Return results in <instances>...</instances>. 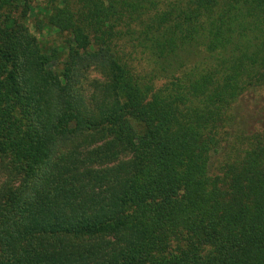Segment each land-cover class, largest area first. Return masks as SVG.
<instances>
[{
  "label": "trees",
  "instance_id": "trees-1",
  "mask_svg": "<svg viewBox=\"0 0 264 264\" xmlns=\"http://www.w3.org/2000/svg\"><path fill=\"white\" fill-rule=\"evenodd\" d=\"M0 264H264V0H0Z\"/></svg>",
  "mask_w": 264,
  "mask_h": 264
},
{
  "label": "rangeland",
  "instance_id": "rangeland-1",
  "mask_svg": "<svg viewBox=\"0 0 264 264\" xmlns=\"http://www.w3.org/2000/svg\"><path fill=\"white\" fill-rule=\"evenodd\" d=\"M88 76H89V78H90V80H94V79H98V81L100 82V83H103L104 81H105V76L103 75V73L102 72H98V71H90L89 73H88ZM89 81V80H88ZM86 88H89V90H91V88L89 87V85H88V83H86ZM103 143V142H102ZM101 143H97V145H100ZM84 148H89V149H91V145H89V146H87V147H84ZM93 148H95V146L93 147ZM87 150H85L84 152H86ZM132 159H133V155L131 154V153H129V152H126V151H122L120 154H119V157L117 158V160L116 161H114V162H110V163H108V164H106V165H104V166H106V167H114V166H117V165H120L122 162H131L132 161ZM105 167V168H106ZM8 169V168H7ZM9 170H7V172H8ZM10 171H13V173H16V174H18L16 171H14L13 169H10Z\"/></svg>",
  "mask_w": 264,
  "mask_h": 264
}]
</instances>
